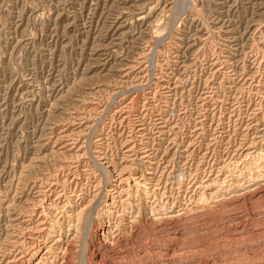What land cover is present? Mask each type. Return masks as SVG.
<instances>
[{"label":"rangeland","instance_id":"1","mask_svg":"<svg viewBox=\"0 0 264 264\" xmlns=\"http://www.w3.org/2000/svg\"><path fill=\"white\" fill-rule=\"evenodd\" d=\"M0 264H264V0H0Z\"/></svg>","mask_w":264,"mask_h":264}]
</instances>
